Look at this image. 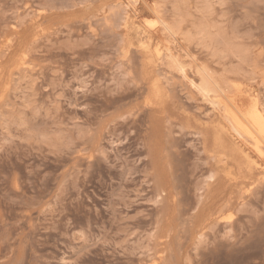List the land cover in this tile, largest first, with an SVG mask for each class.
<instances>
[{
  "label": "rangeland",
  "instance_id": "obj_1",
  "mask_svg": "<svg viewBox=\"0 0 264 264\" xmlns=\"http://www.w3.org/2000/svg\"><path fill=\"white\" fill-rule=\"evenodd\" d=\"M200 69L264 113V0H0V264H264V156Z\"/></svg>",
  "mask_w": 264,
  "mask_h": 264
},
{
  "label": "bare ground",
  "instance_id": "obj_2",
  "mask_svg": "<svg viewBox=\"0 0 264 264\" xmlns=\"http://www.w3.org/2000/svg\"><path fill=\"white\" fill-rule=\"evenodd\" d=\"M150 13H153V17L156 18L157 15H156L155 11H152ZM154 14L156 16H154ZM156 19L155 20L160 25V27H162V30L166 33L167 37L168 36H170L172 38L176 37V35L179 32L178 31L179 29L177 28V26L166 23L160 17H157ZM153 25H154V23H153ZM151 26H152V24H151ZM151 26H148V27H151ZM150 29H152V28H150ZM148 30H149V28H148ZM162 32H160V33H162ZM139 33H141V32H139ZM161 35L163 36V34H161ZM163 56H164V54H163ZM162 57H161V59H162ZM159 59H160V57H159ZM164 60L166 63L165 65L167 67L175 69L176 71H178L183 76V78H186V80H187L188 74L186 77V74H185L186 68L184 65L185 62L183 63L181 61V57L172 53L171 49L168 48L166 50ZM26 64H27V62H26ZM186 67H187V65H186ZM186 71H187V69H186ZM193 73L195 76L192 78L190 77L188 79V81H189L190 86H192L196 90L195 92H197V94H199L201 96V98L205 99L210 104V106L212 107L213 110H215V109L219 110V111L222 110L224 112V115L221 113L223 115V117H225V119H226V120L224 119V121L226 123L228 122V126L230 125V130L237 137L238 141L240 139V140L244 141V143L245 142H252V147H253V150L256 152V154L260 155L261 157L264 156V113H263V110H261V106H259L260 107L259 108L257 106V104L254 103L247 110H242L241 108H239L236 105V103H234L233 100L229 99L226 96L225 88H223L221 83L215 77H212L209 73H207L201 69L195 70ZM223 82H224V84H226L225 83L226 81H223ZM227 87H228V89L231 88L229 86H227ZM251 100H253V99L251 98ZM257 102H258V100H257ZM250 145L248 147H250ZM252 147H250V148H252ZM250 153H251V151H250Z\"/></svg>",
  "mask_w": 264,
  "mask_h": 264
}]
</instances>
